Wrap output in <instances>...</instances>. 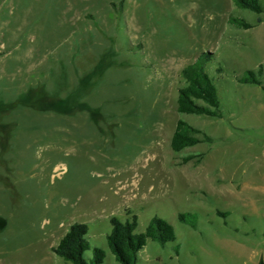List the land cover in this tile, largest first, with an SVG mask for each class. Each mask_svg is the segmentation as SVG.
I'll use <instances>...</instances> for the list:
<instances>
[{"label":"rangeland","instance_id":"obj_1","mask_svg":"<svg viewBox=\"0 0 264 264\" xmlns=\"http://www.w3.org/2000/svg\"><path fill=\"white\" fill-rule=\"evenodd\" d=\"M259 3L261 15L233 0H0V95L53 105L27 116L0 168V264H68L52 249L75 223L118 264L110 219L134 215L136 233L158 217L177 237L148 242L138 264L264 260V94L238 83L264 70ZM203 53L221 119L177 112L181 71ZM180 120L213 142L174 153Z\"/></svg>","mask_w":264,"mask_h":264},{"label":"trees","instance_id":"obj_2","mask_svg":"<svg viewBox=\"0 0 264 264\" xmlns=\"http://www.w3.org/2000/svg\"><path fill=\"white\" fill-rule=\"evenodd\" d=\"M233 3L236 7L249 10L257 15L263 13L259 0H233ZM260 21L259 19L258 22ZM229 24L245 30L253 27L245 20L236 17H230ZM211 61L212 55L203 53L193 63L182 69L181 78L184 86L178 90L177 112L179 114L222 118L219 95L214 80L208 72V64ZM263 75L264 70L260 66L257 70L246 71L238 78V83L258 86L264 94V85L261 80ZM212 142V138L204 132L180 120L171 140V148L174 153H180L203 143L211 144ZM202 157L203 154L190 156L184 158L183 163L193 160L199 163ZM178 220L192 228L196 227V219L191 214H179ZM110 224L111 231L108 233L106 241L118 264H138L139 253L147 246L148 242L165 247L177 239L174 227L158 217L150 220L143 233H136L138 227L136 215L124 222L113 217L110 219ZM52 251L68 264H104L106 260L105 251L90 243L86 224L71 225ZM89 252L90 254H88ZM258 264H264V260L261 259Z\"/></svg>","mask_w":264,"mask_h":264},{"label":"water","instance_id":"obj_3","mask_svg":"<svg viewBox=\"0 0 264 264\" xmlns=\"http://www.w3.org/2000/svg\"><path fill=\"white\" fill-rule=\"evenodd\" d=\"M52 111V99L45 92L31 90L16 96L0 95V168L2 170L10 171L11 160L8 157L15 152L14 141L27 116L32 113Z\"/></svg>","mask_w":264,"mask_h":264}]
</instances>
